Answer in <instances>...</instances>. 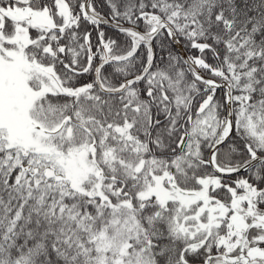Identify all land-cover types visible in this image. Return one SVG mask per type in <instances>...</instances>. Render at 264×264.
<instances>
[{
    "label": "snow or ice",
    "instance_id": "6c2138e0",
    "mask_svg": "<svg viewBox=\"0 0 264 264\" xmlns=\"http://www.w3.org/2000/svg\"><path fill=\"white\" fill-rule=\"evenodd\" d=\"M0 264H264V0H0Z\"/></svg>",
    "mask_w": 264,
    "mask_h": 264
}]
</instances>
